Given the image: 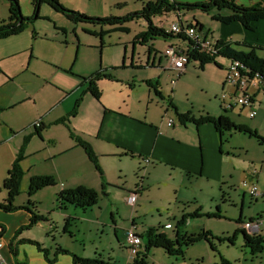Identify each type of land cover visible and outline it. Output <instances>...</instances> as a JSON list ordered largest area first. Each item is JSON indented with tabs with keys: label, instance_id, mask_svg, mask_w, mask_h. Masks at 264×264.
Here are the masks:
<instances>
[{
	"label": "crops",
	"instance_id": "0c3cea01",
	"mask_svg": "<svg viewBox=\"0 0 264 264\" xmlns=\"http://www.w3.org/2000/svg\"><path fill=\"white\" fill-rule=\"evenodd\" d=\"M151 1L153 0H145V4ZM209 1L168 0L170 4L184 5L208 3ZM235 1L245 7H250L257 2L256 0ZM198 12L197 10L175 12L152 18V26L171 37L156 38L143 44L141 41H136V38L146 32L147 24L143 21H134L125 25L123 28L126 29L127 34L132 29V31H138L134 34L130 44V57L127 58L124 51L121 64L105 66L102 62L99 68L93 61L85 62L82 59L83 70L81 72L80 69L76 75L82 76L83 79H81L78 91L74 92V99L70 96L68 108L64 106L59 110L57 107L54 110H58L57 113L54 116L51 114L47 119H42L38 127H34L32 121L42 114L38 110L34 98L24 88L20 90V95L8 92V88L15 84L16 78L33 69L31 67L33 61L39 56L36 50L41 48V45L37 47L39 42L49 43V41L43 40L37 34L34 37L32 34L27 37L26 31L29 28L16 37L0 41V204L7 197L6 191L2 189V183L24 143L27 145L21 163L24 178L20 190L27 193L29 181L35 177H50L56 182L55 186L37 191L41 194L36 196V192L32 195L35 197V202H42L41 200L45 197H51V205L44 209L37 207L36 203L31 200L26 205L16 206L23 207V209L13 212H5L0 209V243L2 244L0 264H73L72 255L82 258L97 257L98 248L94 249L92 255H86L82 244L71 245L69 240L74 237L73 231L80 232L77 229L78 226L73 228L76 225L72 226L71 220L86 223L89 232L91 230L97 232L99 229L104 231L107 225L105 221L99 219L101 207L94 210L97 202L95 206L87 210H80L72 206L60 210L56 207V198L62 190L85 187L96 191L102 201L109 200L111 202L109 213L111 228L117 244L121 250L126 252L117 253L115 263L110 262L112 260L110 257H108V261L111 264H123L128 260V253L124 246L125 230L117 227L115 212H118L117 205L122 200L127 204L126 198L131 192L135 190L137 193V202L131 208L132 214L137 204L146 201L152 203L153 200H156V196L155 199L151 196L150 187L159 190L165 183H173V185L177 184L178 188L187 189V183L195 180L197 187L195 191L189 193L187 199L180 196L177 189L176 194L178 199L182 198L186 202L192 200L198 204V196L202 194V190H198V180H205L211 185L224 183L226 178L231 177L232 172L237 170L233 164H229L231 160L235 162L234 159L222 149L226 142L225 136L232 140L249 137L239 134H224L221 137L209 124L203 123L195 126L192 123H187L182 125L178 116L189 114V119L196 121L207 117L216 120L223 114L222 111H226L228 112L227 117L233 124L247 128L264 141L259 134L261 116L264 114L262 85L257 86L253 83L255 86L252 84L247 89L246 94L251 98L252 109L256 112V116L250 119L251 109L241 107L239 111L234 110L239 107L235 103L236 92L225 82V72L230 61L217 58L215 63L201 65L198 61L189 58V63L180 74L175 70H167L169 64L165 56L168 49L187 53L190 48V43L186 39L171 35L170 27L173 24H179L183 28H188L194 27L196 23L202 27L200 31L197 29L200 39H208L213 43L220 42L236 52L247 53L240 50L244 47L258 49L255 51L257 56V52H264V22L256 24L252 32H246L239 24L224 26L211 19L217 27L210 29L200 22ZM224 14L226 15V13ZM8 17V2L0 0V22L7 21ZM108 31L110 33L112 29L108 28ZM106 33L108 32L101 31L100 34L102 36ZM61 34L66 35L63 31ZM101 36L100 44L102 43ZM159 41L164 42L163 50L154 47ZM138 49L141 54L135 56ZM247 50L250 52L249 49ZM191 63L197 64V70L201 72V77H207V88L216 89L215 92L202 91V93L209 100L218 102L221 112H218L217 115H211L206 110L201 111L202 114L195 115L191 111L192 107L191 110H181L179 107L177 87L181 78L187 74L189 66H192ZM33 72L38 76L35 71ZM98 73L107 74L112 80L97 82L96 87L100 92V99L97 101L86 93L87 84L84 80H88ZM123 73L128 74V77L123 78L124 76H121ZM260 92L263 93L260 94ZM78 100H80V105L76 117L70 119L67 126L58 124L72 112ZM29 103L35 109L34 113L24 111L14 116L17 112L24 110ZM243 111L247 112L249 122L241 118ZM169 120L173 121L172 127H167ZM27 121L31 126L25 124ZM67 128L89 144L97 157L100 174L90 163L84 151L70 139ZM255 164H261L259 172L264 176V160L257 159L254 154L247 158L244 163L245 168L239 169L242 171L244 180L241 187L246 189L250 196V189L253 185L256 186L257 182L258 174L253 168ZM229 165L233 167L230 169ZM162 170L166 174L165 182L159 179ZM207 183L204 184L208 185ZM210 188L215 194L213 186ZM146 193H149V196H145ZM251 197L255 200L259 199ZM157 202L162 203V200L157 199ZM113 206H116L115 212L112 209ZM30 211L44 217V221L28 227L32 218ZM252 221L262 223L261 217H257L237 225L244 230V224ZM131 222V227L136 229L133 218H131ZM167 226L170 225L166 224L164 228L170 230L171 227L166 228ZM59 229L62 232L61 237ZM117 230H120L121 233ZM260 232L261 227L258 233L247 234L263 236ZM163 233L166 235L165 232ZM57 235L62 240L61 243L56 241ZM19 240L39 243L41 248L47 250V256H44L31 244L25 242L17 244ZM10 245H14L16 256L11 254ZM57 247L67 251L68 254H59L54 262H49L54 259Z\"/></svg>",
	"mask_w": 264,
	"mask_h": 264
},
{
	"label": "rangeland",
	"instance_id": "374dc122",
	"mask_svg": "<svg viewBox=\"0 0 264 264\" xmlns=\"http://www.w3.org/2000/svg\"><path fill=\"white\" fill-rule=\"evenodd\" d=\"M18 3L21 15L24 18H29L32 14L29 0H18ZM60 4L68 11L78 12L88 18L103 20L108 18H123L137 13L142 9L145 0H60ZM215 14V11L210 14H204L199 11L198 17H200V22L212 29L217 27L211 21L212 16ZM108 28L73 26L64 17L55 14L48 6L44 5L40 8L39 20L34 23L32 28L26 31V34L29 37L34 32L43 40L47 39L49 43L39 42L37 47L41 45V48H37L36 50L39 56L33 61V65L31 66L33 69L16 78L15 84L8 88V92L16 95H20V90L24 88L34 98L36 106L42 114L40 117L33 119L32 125L34 127H38L41 120L47 119L51 114L54 116L58 111H54L57 107L59 110L64 106L67 107L70 102V96L74 99V94L80 85L81 79H83L82 76L76 75L80 69L81 72L83 70L81 65L82 59L85 62L93 61L99 68L102 62L105 66L108 64H121L124 51L126 57H130V44L134 34L138 33V31H132V29L129 34L118 31L109 33ZM62 31L66 33L65 36L61 34ZM101 31L108 33L101 36ZM100 36L102 37L101 44ZM154 47L158 50H163L164 42L159 41ZM240 50L248 52L245 48H240ZM102 51L104 52L102 53ZM137 54H141L139 49L136 50L135 56ZM257 57L264 60V52H257ZM191 65L194 68L189 66L187 74L181 78L177 87V102L179 107L181 110H191L192 107L191 111L195 115H199L203 110L208 111L211 115H217L218 112H221L218 102L209 100L202 93V91L215 92L216 89H208L206 86L208 85L207 77H201V72L197 70L196 63H191ZM121 76L126 78L128 74L123 73ZM262 93L260 92V94ZM66 95L69 96L67 97ZM262 101L264 105V98H262ZM239 109L241 107H237L234 110L239 111ZM34 110L32 104L29 103L24 110L17 112L14 116L24 111L34 113ZM241 118L249 122L246 111H243ZM25 124L31 126L29 121ZM259 130V134L264 139V114L261 116V127ZM224 140L226 142H224L222 149L234 159L235 162L231 160L229 164H233L237 170L232 172L231 177L228 176L224 183L218 185H211V183H207L205 180H198V190H202V194L198 196V204H195L192 200L186 202L182 198L178 199L176 194L177 189L180 196H184L187 199L189 193L195 191L197 187V182L193 180L187 183V189L178 188L177 184L173 185V183H165L159 190L150 187L151 196L154 199L156 196V200H153L152 203L146 201L142 204H137L132 214L131 207L123 200L117 205V213L115 212L116 206H113L112 209L115 212V218L118 223L117 227L125 231L131 227V218H133L136 223L135 232L137 234H143L148 228L159 227V231L165 232L172 239H174L176 230L179 232V239L183 235H197L202 232L208 234L207 240H198L187 247L182 244L180 248L183 255H169L162 248L152 247L147 253V264H223L222 260L227 261L226 264H264V250L261 254L252 258L249 248L243 247V239L240 233H238L232 244L228 242V238L240 227L237 225L239 217L242 218V222L249 221L251 218L261 217L262 226L260 233L264 236V196L255 200L247 193L246 189L241 187V183L244 180L242 178V171L239 170L243 167L245 168L244 163L253 154L257 159L264 160V146H259L255 140L244 137L232 140L228 136H225ZM260 165L255 164L253 167L258 174L255 185L259 192L264 193V176L260 175ZM233 166L229 165L230 169ZM162 171L159 174V179L164 181L166 174ZM211 186H213L215 194H213ZM20 192L13 202L15 207L26 205L29 200L35 202L34 196L28 197L24 190H20ZM39 194L41 193L37 192L35 195ZM145 196H149V193H146ZM157 199L162 200V203L157 202ZM41 201L35 202L40 209L51 205L50 196L45 197ZM99 207L102 209L99 213V219L100 221H105L107 225L104 231L102 232L99 229L97 232L94 230L89 232L86 223L71 220V225H76L73 228L78 226L77 229L80 232L73 231L74 237L69 242L71 245L82 244L86 255H92L94 249L98 248L97 257H100L104 261H108V257H110L112 259L110 262L115 263L116 254H123L126 251L121 250L117 244L111 228V222L109 221L111 202L109 200L102 201L99 198L94 210H98ZM196 210H198L201 216L198 218H186L185 222L177 227V221L182 216H189ZM214 213H219L221 217L207 216ZM166 224L170 225V230L164 228ZM60 229L59 236L61 237L62 232ZM259 230L255 233H258ZM117 231L121 233L120 230ZM56 241H60V243L62 241L58 238V235L56 236ZM145 243L146 240L143 239L142 252H144ZM71 245L70 247L72 248ZM176 248L178 247H174V249Z\"/></svg>",
	"mask_w": 264,
	"mask_h": 264
},
{
	"label": "trees",
	"instance_id": "16d2710c",
	"mask_svg": "<svg viewBox=\"0 0 264 264\" xmlns=\"http://www.w3.org/2000/svg\"><path fill=\"white\" fill-rule=\"evenodd\" d=\"M6 1L9 5V17L7 21L0 22V41L16 37L22 34L26 29L31 28L34 23L39 20L40 8L44 5L48 6L54 13L64 17L69 23L74 26H93L99 28L109 27L112 29V32L118 31L127 34L126 29L123 28L125 25L134 21H143L147 24L146 32L142 33L136 38V41H141L142 44L148 41H153L156 38L171 37L170 35H167L164 31L152 26V18L162 16L163 14L175 12H192L196 10L204 14H210L211 12L215 11L216 14L211 18L213 21L218 22L224 26L231 24H239L242 29L246 32H252L256 24L264 22V0H256L257 2L250 7L239 5L235 0H210L208 3H201L195 5H184L176 3L170 4L168 0H153L145 4L142 9L137 13L130 14L123 18H108L103 20L88 18L87 16L78 12L68 11L62 7V5L60 4V0H29L30 7L32 9V14L29 18H24L21 15L18 0ZM224 13H226V15ZM193 28L196 30V32L197 29H199V31L202 29V27L198 23H196ZM32 35L34 37L35 33L33 32ZM212 44L214 45V50L216 52L215 55H210L201 52L191 43L189 51L186 54L188 58H190L191 60L198 61L201 65L215 63V59L217 58L226 59L230 61V63L233 61L239 62L244 67V69L248 71L250 78H252L254 75H258L260 77L261 85L264 90V61L260 60L256 56L255 51H258V49L244 47L249 49L250 52L243 53L236 52L232 50L229 46L224 45L220 42H212ZM101 80H112V78L107 74L98 73L95 74L92 78L84 80V82L87 84L86 93H88L97 101L100 99V92L98 91L96 84ZM79 105L80 100L75 103L72 112L65 119L59 121L58 124H63L67 126L69 120L76 117ZM222 113L223 114L216 120L207 117L206 119H200L196 121L193 119H189V114L184 116H178V118L182 125L192 123L195 126H199L205 123L213 126L216 133L221 137L224 134H239L247 136L249 138H253L258 142V144L264 145V141L260 137H258L256 133L251 132L245 127L236 126L227 117L228 112L222 111ZM68 132L70 139L74 142L76 146H78L84 151L90 163L100 174L97 157L94 155L89 144L77 135H75L71 130L68 129ZM26 145L27 143H24L22 148L19 150L11 169L7 173L6 179L2 183V189L6 191L7 197L4 202L0 204V209L5 212H13L18 209H23V207H15L13 205V202L20 193V186L24 178V173L21 169V163L24 158L23 155ZM55 185V180L50 177L31 178L28 184L27 196L31 197L37 191ZM98 198L99 196L96 191L85 187H78L71 190H62L57 195L56 207L60 210H64L68 206H72L80 210H87L97 204ZM28 203L30 202L28 201ZM31 214L32 218L29 221L28 227H32L38 222L44 221V217L36 215L34 212H31ZM199 216L201 215L198 213V210H196L189 216L184 215L177 222V227L183 224L186 218H198ZM207 216L215 218L221 217L219 213H214ZM242 223V218L240 217L237 220V224L240 225ZM238 233L242 235L243 247L249 248V253L252 258L256 257L258 254H261V252H263L264 237L256 234L248 235L243 229H240V227L237 228L236 231L232 234V236L228 238V242L230 244L234 242ZM17 234L19 235V232H17ZM138 236L141 240H146V243L144 244V252L141 251V244L139 251L136 253L135 257L132 259L130 264H147V253L148 250L152 247L162 248L169 255H183L182 249L180 248L182 244L187 247L191 246L193 243H196L198 240H207L208 234L202 232L201 234L197 235H183L179 239V232L176 230L174 239H172L165 235L163 232L159 231V228H148L142 235ZM24 242L35 246L38 251H40L44 256H47V250L41 248L40 244L37 242L29 240H19L17 244ZM13 246L14 245H10V252L13 256H16L15 249L13 248ZM124 246L126 247L125 244ZM176 246L178 248L174 249V247ZM66 253L68 254L67 251L57 247L54 259L49 260V262H54L57 255ZM71 257L73 264H111L109 263V261L104 262L98 257L82 258L77 255H72ZM222 263L226 264L227 261L222 260Z\"/></svg>",
	"mask_w": 264,
	"mask_h": 264
},
{
	"label": "built area",
	"instance_id": "2783aa9c",
	"mask_svg": "<svg viewBox=\"0 0 264 264\" xmlns=\"http://www.w3.org/2000/svg\"><path fill=\"white\" fill-rule=\"evenodd\" d=\"M170 33L174 36L184 37L188 42H190L194 47L199 49V51L215 55L214 45L208 39H200L196 30L193 27L183 28L179 24H173L170 27ZM166 60L169 64V70L178 71L180 74L184 71L186 65L189 63V58L186 53L179 52L178 50L168 49L165 53ZM225 82L229 86L235 89V103L239 107L251 109L249 114L250 119H253L256 116V112L252 109V100L246 94L247 89L255 83L257 86L261 85V79L258 75H254L252 78L249 77L247 70L239 62H231L230 65L226 68L225 72ZM175 85V82H173ZM253 84V86H255ZM173 121L169 120L167 122V127H172ZM251 196L255 198H260L264 196V193L258 191L256 186H252L250 189ZM127 204L133 208L137 202V193L131 192L126 198ZM261 222L252 221L244 224V231L246 233H255L261 227ZM167 226L166 228H169ZM124 240L126 245V250L128 252V260L123 264H130L132 259L135 257L136 253L139 251L141 246V239L138 234L135 232L134 227H130L124 233ZM2 244L0 243V262L2 261L1 256Z\"/></svg>",
	"mask_w": 264,
	"mask_h": 264
}]
</instances>
